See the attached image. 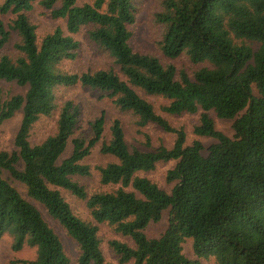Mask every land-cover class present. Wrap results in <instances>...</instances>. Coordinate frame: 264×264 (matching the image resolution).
<instances>
[{
  "label": "trees",
  "instance_id": "trees-1",
  "mask_svg": "<svg viewBox=\"0 0 264 264\" xmlns=\"http://www.w3.org/2000/svg\"><path fill=\"white\" fill-rule=\"evenodd\" d=\"M134 1L0 3V13L11 16L7 23L0 20V81L26 88L0 97V124L21 110L15 149L0 151V238L10 236L13 251L34 249L32 259L14 263L70 264L60 238L4 178L7 173L75 241L76 264H113L104 257L99 224L127 239L108 241L121 263L264 264V0H161L155 13L163 27L158 52L145 53L130 44ZM36 3L64 19L66 33L55 27L39 35L28 16ZM84 27L112 65L65 68L77 58L75 35ZM12 34L10 53L4 47ZM182 56L189 68L175 63ZM76 85L102 92L138 127L152 123L174 133L172 146L130 144L120 119L109 120L103 112L88 123V137H76L82 107L58 99L59 89ZM145 95L163 98L166 114H199L193 133L214 142L187 144L184 131L173 128ZM210 113L231 120V137L215 128ZM54 116V131L32 144L34 125ZM98 144L111 157L93 167L107 189L88 194L76 178L92 174L84 158ZM169 161L174 165L165 175L168 190L141 174ZM58 189L84 200L90 219L78 216ZM165 212V230L149 237L146 228ZM188 239L195 258L183 252Z\"/></svg>",
  "mask_w": 264,
  "mask_h": 264
},
{
  "label": "rangeland",
  "instance_id": "rangeland-1",
  "mask_svg": "<svg viewBox=\"0 0 264 264\" xmlns=\"http://www.w3.org/2000/svg\"><path fill=\"white\" fill-rule=\"evenodd\" d=\"M84 1L85 0H79V3H83ZM160 1L161 0L134 1L137 6L136 17L134 23L129 26L132 33L130 44L133 49L144 53L158 52L157 41L160 40L163 27L156 21L155 13L160 10ZM1 2L2 0H0V3ZM28 16L30 21L36 26L39 35L51 31L55 27H60L63 32L66 33L65 20L62 18H52L49 11L37 3L34 5L33 9L28 12ZM10 18V15L0 13V20L4 23H7ZM87 31L88 28L84 27L75 35V39L79 42V49L77 58L74 61L66 62L64 65L69 71L95 70L98 68H107L112 65L111 58L88 39ZM15 40L16 35L12 34L10 41L5 45L4 50L12 53ZM175 63L178 67L189 68L188 61L184 56L175 60ZM25 90V87H20L13 82L0 81V97L2 99H5L8 95L24 94ZM145 97L153 104L156 112L163 116L173 128H180L184 131L187 144L192 143L193 140H199L205 147H207L214 142L211 138L199 137L193 133V128L198 123L199 114L183 113L180 115H169L160 109L165 103L163 98L148 95H145ZM58 99H60V101L71 99L75 103H79L82 107V119L75 134L76 137H88V123L93 120L94 117L103 112L109 120H113L114 118L120 119L125 130L127 141L141 149H146V145H148V148H157L160 145L170 148L175 140L176 136L174 133L166 132L155 124L150 123L138 127L135 124L134 117L130 113H124L115 108L111 99L106 97V95H103L102 92L76 85L59 89ZM210 115L217 130L229 137L233 135L231 120L218 119L213 113H210ZM55 118L56 116L45 119L43 118L34 125L29 137L32 144L40 142L54 131ZM20 119L21 110L17 111L11 119L0 124V151L4 150L11 152L15 149L13 140L20 124ZM107 127L108 125L106 126V129ZM99 146L100 144L95 146L91 153L84 158V162L90 166L92 174L87 177L76 178L88 194L107 189V187H103L99 184L98 175L96 171L93 170L94 166L103 165L111 160L110 156L104 155L99 151ZM70 149L71 145L69 144L66 154L70 152ZM173 165L174 162L172 161L158 163L153 171L145 173L141 172V174L147 176L162 189L168 190L170 185L166 182L165 175L168 169L172 168ZM4 178L8 180L23 198L31 202L39 210L43 219L60 238L64 250L70 259V264H76V258L79 251L75 241L66 234L62 226L46 212L42 205L28 197L24 185L11 178L7 173H4ZM58 190L78 216L83 219H90L89 210L84 200L74 197L68 191L62 189ZM166 226L167 212L163 214V217L159 222L152 223L146 228V234L149 237H157L165 230ZM98 235L101 240V246L106 261L113 264H126L121 263L119 258L111 251L108 246V241L112 239L126 241L127 239L115 233L111 227L105 224L98 225ZM11 243L12 239L8 235H3L0 238V264H20L14 262L18 260L32 259L34 257L35 251L33 248L24 247L19 251H13L11 249ZM183 252L187 257L195 258L192 252L191 240L188 239L183 243ZM200 260L204 264H212V261L207 262L204 259Z\"/></svg>",
  "mask_w": 264,
  "mask_h": 264
}]
</instances>
